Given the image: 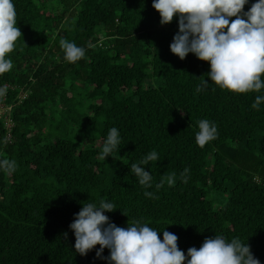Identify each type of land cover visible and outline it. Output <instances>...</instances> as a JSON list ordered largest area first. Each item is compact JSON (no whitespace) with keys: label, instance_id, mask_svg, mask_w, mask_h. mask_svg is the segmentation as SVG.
Here are the masks:
<instances>
[{"label":"trees","instance_id":"obj_1","mask_svg":"<svg viewBox=\"0 0 264 264\" xmlns=\"http://www.w3.org/2000/svg\"><path fill=\"white\" fill-rule=\"evenodd\" d=\"M12 2L23 35L6 57L13 68L0 75V160L17 168L0 169V264H108L96 257L99 245L77 253L69 228L82 204L101 200L115 205L105 213L110 222L142 218L161 240L164 230L177 235L185 254L220 234L249 244L264 264V102L251 107L264 89H222L207 76L208 62L172 54L178 17L161 25L153 0ZM61 38L85 56L66 61ZM202 79L208 85L198 92ZM201 119L218 131L204 147L196 143ZM113 127L121 143L102 160ZM153 150L145 188L130 168Z\"/></svg>","mask_w":264,"mask_h":264},{"label":"clouds","instance_id":"obj_2","mask_svg":"<svg viewBox=\"0 0 264 264\" xmlns=\"http://www.w3.org/2000/svg\"><path fill=\"white\" fill-rule=\"evenodd\" d=\"M248 0H153L152 7L160 15V24L166 25L178 17V32L170 44L172 54L181 60L189 53L210 64L207 76L222 89L234 93L260 92L264 89V0H256L248 11H243ZM235 17V19H232ZM22 32L17 27V12L12 0H0V75L13 68V61L7 57L16 47ZM64 59L75 63L85 56V48L75 42L60 39ZM208 85L201 80L197 91ZM7 93V86L0 87V98ZM264 102V95H257L251 105L258 109ZM199 131L196 143L204 147L218 136L217 126L208 119L198 121ZM117 128L109 130L104 141L100 159L105 160L120 145ZM112 156V155H111ZM158 160L153 150L138 163L131 165L130 171L145 188L152 187L153 177L145 167L150 161ZM17 168L15 160H0V169L12 174ZM189 169L181 173L187 183ZM169 186L175 183V173L166 177ZM164 180L156 184L159 190ZM145 196L154 194L145 191ZM158 198V197H156ZM115 205L101 200L99 204L84 203L74 215L69 228L75 235V250L81 256L99 245L96 257L106 259L108 264H261L251 252L250 245L238 237L230 241L223 235L205 238L199 248L190 247L187 254L178 248V236L164 230L160 232L141 219L127 227H119L110 222L106 212L115 211ZM67 238V233H64ZM107 248L109 256L104 257Z\"/></svg>","mask_w":264,"mask_h":264},{"label":"rangeland","instance_id":"obj_3","mask_svg":"<svg viewBox=\"0 0 264 264\" xmlns=\"http://www.w3.org/2000/svg\"><path fill=\"white\" fill-rule=\"evenodd\" d=\"M145 85L152 87L153 83H152L151 79H147V80L145 81ZM83 101H84V102L88 101V98L83 97ZM85 105H86V104H85ZM76 132H77V131H76ZM76 132L73 131V133H72V135H71V138H72V136L75 135ZM76 134H78V133H76ZM101 149H102V147H101ZM263 164H264V161H263ZM215 194H216V193H215ZM216 195H217V194H216ZM215 197H218V198L220 199L221 202H222V201H225V200H226V193H225V194H221V195H217V196H215Z\"/></svg>","mask_w":264,"mask_h":264},{"label":"built area","instance_id":"obj_4","mask_svg":"<svg viewBox=\"0 0 264 264\" xmlns=\"http://www.w3.org/2000/svg\"><path fill=\"white\" fill-rule=\"evenodd\" d=\"M0 112H2V111H4L5 110V108L3 107V106H0ZM6 123H7V125H9V128L11 127V122H10V120H8L7 118H6ZM8 135H9V133H8Z\"/></svg>","mask_w":264,"mask_h":264}]
</instances>
